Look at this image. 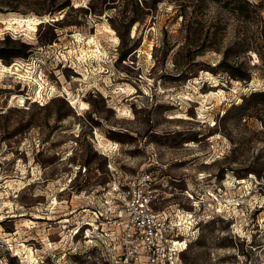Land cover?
I'll return each instance as SVG.
<instances>
[{
	"label": "rangeland",
	"instance_id": "1",
	"mask_svg": "<svg viewBox=\"0 0 264 264\" xmlns=\"http://www.w3.org/2000/svg\"><path fill=\"white\" fill-rule=\"evenodd\" d=\"M4 19L0 264H109L87 223L143 172L157 211L196 216L183 264H264V0H0Z\"/></svg>",
	"mask_w": 264,
	"mask_h": 264
},
{
	"label": "built area",
	"instance_id": "2",
	"mask_svg": "<svg viewBox=\"0 0 264 264\" xmlns=\"http://www.w3.org/2000/svg\"><path fill=\"white\" fill-rule=\"evenodd\" d=\"M154 179L151 173L143 172L114 185L104 194L102 208L94 210L92 221L87 223L88 237L97 235V240L100 236L113 246L109 264H183L196 216L183 209L157 211L160 199Z\"/></svg>",
	"mask_w": 264,
	"mask_h": 264
},
{
	"label": "bare ground",
	"instance_id": "3",
	"mask_svg": "<svg viewBox=\"0 0 264 264\" xmlns=\"http://www.w3.org/2000/svg\"><path fill=\"white\" fill-rule=\"evenodd\" d=\"M4 21H5V19L3 21H0V22L4 23ZM45 21H43L41 18H37V17L34 18L33 20L32 19H20V18L15 17L12 19V21L9 20V23L12 27H14L13 25L18 24V26H16L15 29L21 27V28H23L24 31H26V33L32 34L33 32H35L37 30V27L39 25L43 24ZM11 22H13V23H11ZM25 22H27V25L23 24ZM108 31L113 32L111 29H108ZM12 69H13L12 67L10 68L9 66H5L4 64L0 63V71L3 73L8 72V71L12 72ZM29 257L30 258L32 257V250L31 249H29Z\"/></svg>",
	"mask_w": 264,
	"mask_h": 264
}]
</instances>
